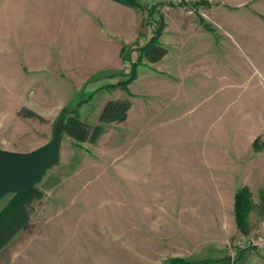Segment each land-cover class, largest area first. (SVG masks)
I'll use <instances>...</instances> for the list:
<instances>
[{
  "label": "rangeland",
  "instance_id": "1",
  "mask_svg": "<svg viewBox=\"0 0 264 264\" xmlns=\"http://www.w3.org/2000/svg\"><path fill=\"white\" fill-rule=\"evenodd\" d=\"M112 1L0 0V147L45 144L67 107L92 128L63 133L0 264H236L264 229V0ZM159 29L168 52L149 62L139 48ZM104 34L116 63L92 59ZM110 99L124 115L102 123Z\"/></svg>",
  "mask_w": 264,
  "mask_h": 264
},
{
  "label": "trees",
  "instance_id": "2",
  "mask_svg": "<svg viewBox=\"0 0 264 264\" xmlns=\"http://www.w3.org/2000/svg\"><path fill=\"white\" fill-rule=\"evenodd\" d=\"M160 29L155 32L150 40L141 48H139L140 55L149 62H157L162 59L168 52V49L159 41ZM124 52L125 50L122 49ZM128 54H130L128 52ZM132 70L130 78L124 84L128 85L136 75V65L131 64ZM110 85H113L110 83ZM125 104L121 99L108 100L99 115V121L102 123H109L124 115ZM20 115L28 117L42 116L29 108H22L19 111ZM59 120L64 121L63 133L73 137L77 142H84L92 135V128L89 123L77 116L76 111L69 110L68 107L60 113ZM43 197V191L37 185L26 187L18 192L13 193V197L7 205L0 212V250L5 247L12 238L21 231L28 223L33 209V202ZM244 190H240L236 194L235 215L238 227L242 232L248 231L246 219ZM230 258V257H229ZM230 263V260L227 259ZM191 260L182 257H173L165 264H191Z\"/></svg>",
  "mask_w": 264,
  "mask_h": 264
},
{
  "label": "water",
  "instance_id": "3",
  "mask_svg": "<svg viewBox=\"0 0 264 264\" xmlns=\"http://www.w3.org/2000/svg\"><path fill=\"white\" fill-rule=\"evenodd\" d=\"M64 125V121L59 120L52 138L35 149L18 151L0 147V199L6 194L37 185L44 174L58 163Z\"/></svg>",
  "mask_w": 264,
  "mask_h": 264
},
{
  "label": "crops",
  "instance_id": "4",
  "mask_svg": "<svg viewBox=\"0 0 264 264\" xmlns=\"http://www.w3.org/2000/svg\"><path fill=\"white\" fill-rule=\"evenodd\" d=\"M107 6L116 7L117 5L112 0H103ZM96 26V25H95ZM105 35V34H104ZM100 40L98 44H96L93 48L94 51L92 52V59L96 58V60H93L95 64H101V61L104 59L106 63L112 64L116 63L118 60V50L119 48L113 44V46L109 45V39L108 36H104ZM115 58V60H114ZM235 252H230V254H234ZM228 255H225L223 257L216 258L217 260H207L200 264H228ZM236 264H264V248L258 249L255 247L246 248L238 252V256L236 258Z\"/></svg>",
  "mask_w": 264,
  "mask_h": 264
},
{
  "label": "built area",
  "instance_id": "5",
  "mask_svg": "<svg viewBox=\"0 0 264 264\" xmlns=\"http://www.w3.org/2000/svg\"><path fill=\"white\" fill-rule=\"evenodd\" d=\"M179 2H184L185 4H187L189 2V0H154V3L159 4H170V3H179ZM193 8H190L191 11L196 10L197 8L193 5ZM251 247H255L258 249L264 248V229L263 231L257 235V236H251V237H247L244 242L241 244V249H246V248H251ZM235 253L232 256V259L230 260L229 264H235Z\"/></svg>",
  "mask_w": 264,
  "mask_h": 264
}]
</instances>
